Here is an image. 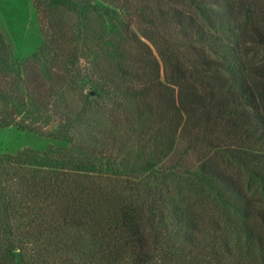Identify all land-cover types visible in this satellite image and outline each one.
<instances>
[{
  "label": "trees",
  "instance_id": "trees-1",
  "mask_svg": "<svg viewBox=\"0 0 264 264\" xmlns=\"http://www.w3.org/2000/svg\"><path fill=\"white\" fill-rule=\"evenodd\" d=\"M45 3L71 12L76 22L65 27L62 16L52 13L44 47L63 53L73 44L92 60L103 47L113 53L112 64L92 66L103 65L120 81L93 94L109 122L116 123L119 110L132 127H163L160 140L157 132L150 140L157 160L144 161L146 180L126 174L120 180L133 198L113 199L109 209L87 213L83 224L97 244L98 259L264 264V0ZM47 180L34 183L43 185L38 193L59 199L61 190L48 189ZM59 213L51 221L33 213L24 234L55 229L52 220ZM20 240L4 233L0 264H17Z\"/></svg>",
  "mask_w": 264,
  "mask_h": 264
},
{
  "label": "rangeland",
  "instance_id": "rangeland-1",
  "mask_svg": "<svg viewBox=\"0 0 264 264\" xmlns=\"http://www.w3.org/2000/svg\"><path fill=\"white\" fill-rule=\"evenodd\" d=\"M45 2L0 0V255L9 230L21 239L14 250L17 264L20 259L71 264L65 257L75 264H106L98 259L97 244L83 222H88L87 213L109 209L113 199L133 198L132 192H123L120 180L125 174L146 180L150 172L144 161L157 160L150 140L157 132L159 141L163 127H132L119 110H114L116 123L109 122L93 94L119 79L104 72L103 65L92 66L112 64L113 53L103 47V56L96 51L92 60L91 53L73 44L64 46L63 53L53 45L44 47L46 18L52 13L62 16L65 27L76 22L71 12L48 9ZM28 59L32 63H23ZM126 107L134 112L131 104ZM40 178L49 179L48 189L61 190L59 199L38 193L43 185L34 183ZM56 210L55 229L24 234L33 213L51 221Z\"/></svg>",
  "mask_w": 264,
  "mask_h": 264
}]
</instances>
